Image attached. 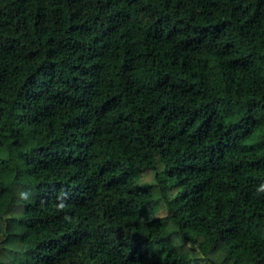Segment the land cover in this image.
Wrapping results in <instances>:
<instances>
[{"label":"trees","instance_id":"1","mask_svg":"<svg viewBox=\"0 0 264 264\" xmlns=\"http://www.w3.org/2000/svg\"><path fill=\"white\" fill-rule=\"evenodd\" d=\"M0 264H264V0H0Z\"/></svg>","mask_w":264,"mask_h":264}]
</instances>
